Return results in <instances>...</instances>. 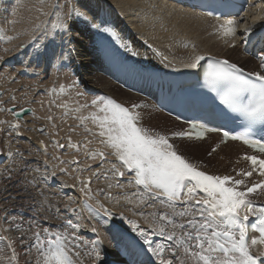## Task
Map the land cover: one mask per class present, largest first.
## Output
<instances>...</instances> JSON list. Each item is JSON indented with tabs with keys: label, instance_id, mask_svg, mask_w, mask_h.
I'll use <instances>...</instances> for the list:
<instances>
[{
	"label": "bare ground",
	"instance_id": "1",
	"mask_svg": "<svg viewBox=\"0 0 264 264\" xmlns=\"http://www.w3.org/2000/svg\"><path fill=\"white\" fill-rule=\"evenodd\" d=\"M261 1L263 4H259L260 11L257 12L256 8L252 7L248 10L243 18V29L251 27V32L258 33L264 27V0ZM69 8H71L70 17L69 13L65 12ZM104 22H107V25ZM209 25V21L181 12L160 0H0V93L2 94L0 98V157L5 159L0 169L7 166L9 156L20 157L18 161H15L18 164L17 174L23 173L22 177L26 180L25 185H20L16 178L9 180L7 179L8 174L0 175V180L5 177L0 181V190L6 185L8 188L15 186L17 189L16 192L11 193H8V190H3L2 193L0 191V196L6 198L11 196L10 202L16 204H21L24 199L29 202L26 207L28 209L30 206L38 208L43 203L50 205L51 201L47 198H51L50 194L57 193V198L72 200L73 204L78 207L77 213L74 214L77 217V227L82 225L83 231L95 228L96 232L100 233L104 225H110L112 228L127 227L126 222H129V218L125 216L123 219L121 214L114 212L115 206L118 205L139 218L143 214H150L149 217L152 220L161 223L159 215L164 213L157 212L156 207L148 206L146 202L142 203L141 199L146 197L145 193L134 192L136 196L141 197L140 199L123 195L121 191L113 189L117 175L115 173L112 175L107 165H102L96 175H93L94 172L85 171L86 166L90 164L88 159H95L89 155L90 153L85 154L88 146H91L94 153L107 151L99 143L81 145L71 143L76 147L67 143V151L77 149L84 154L85 159L87 155L89 157L83 160L78 173H74L76 170L74 168L71 171L67 170L65 176L61 175L62 170L65 169L60 165V159L58 160L57 150L60 148V142L83 138L79 134H69L64 120L67 123H76L77 120L73 116H77L79 122L85 126L84 130L79 131L80 134L90 133L93 130L99 131V127L93 121L85 120L86 117L97 113V107L85 110L81 99H77L68 92L65 79L59 77L61 74L56 72L59 62L57 58L66 59L67 56L70 59H76L75 61H81L82 67L90 69V73L86 76L89 84L100 87L112 100L130 108L136 102L139 105L142 98L121 88L120 90L119 87L96 73L92 74L91 57L87 50L90 41L88 38L95 33L94 36L113 39L121 50L126 48L131 52L137 51L142 54L144 51L140 50V43L146 44L154 55L149 59H141V61L173 70L177 67L179 71L190 67L191 59L198 55H212L227 59L235 57V60L242 64L252 63L241 55L237 56L238 51L230 50L228 45L223 44V41L212 36ZM136 40L139 41L138 45L130 47ZM146 54L149 55V53ZM8 56L9 60L16 57V63H20L18 67L23 74L29 73V76L34 74L35 78H18L15 84H10L9 80L15 77L17 72L16 69L7 70L1 67L2 61ZM37 63H40L38 67H36ZM4 76L6 79H3ZM20 87H23V91L16 94L15 91ZM38 89L43 91L41 96L35 95ZM7 99H11V102L7 103ZM32 99L36 100V104L30 103ZM10 106H14L15 109L17 106H20V109L29 108L31 114L25 115L27 117L17 123L12 120L14 118L8 111ZM73 108L75 109L74 114L69 112ZM134 112L138 114V124L143 128L146 127L143 125L142 118L147 117L148 121L151 120L150 124L154 125L160 123L158 120L163 119L160 127L168 132L146 128L152 133H163L162 135L165 136L171 133V128H177V124L161 114L140 108H135ZM149 112L161 118H157V115L151 116ZM66 115L68 118L72 116V121H69ZM38 127H42L43 131L40 132ZM100 138L104 137L100 136ZM88 140L91 141L90 138ZM175 143L174 149L177 153L183 156L179 153L183 152L188 156L183 157L190 159L200 154V150L206 146V142L193 143L187 140H175ZM220 149L225 160L229 162L238 151L242 152L241 148L235 145H227ZM215 155L211 159L216 167L214 173H219L221 177L229 176L224 162H215ZM64 156V159H68L70 163L78 158L68 154ZM20 161L23 163H19ZM93 165L99 166L100 164ZM206 167L210 168L207 164ZM35 172L40 174L37 183H35V176L31 177ZM29 174H31L30 177H28ZM82 176L84 178H81ZM80 180H85V184H80ZM53 181L59 184L56 188H52ZM132 186L137 187L135 183ZM65 191H71L72 195H62ZM64 196H69V198ZM83 199H85L84 205L80 203ZM139 202L141 204L137 206ZM100 205H103V209ZM53 207L55 212L60 211V213H63L66 208L60 207L58 203H54ZM9 209L10 207L4 205V212ZM104 209L107 210V215ZM153 213L157 214L155 218ZM34 215L37 216L32 211L29 219L31 222H35L31 219ZM0 231L5 236L6 244L4 251L0 253V263L7 264L15 259L17 264H28L31 260V249L24 251L27 242L21 243L16 240L12 237L13 233L8 230L4 231L1 226Z\"/></svg>",
	"mask_w": 264,
	"mask_h": 264
},
{
	"label": "snow or ice",
	"instance_id": "2",
	"mask_svg": "<svg viewBox=\"0 0 264 264\" xmlns=\"http://www.w3.org/2000/svg\"><path fill=\"white\" fill-rule=\"evenodd\" d=\"M78 15L82 14L78 13ZM236 24V20L229 19L217 30L225 36L234 37L237 32ZM251 31V27L244 29L245 35ZM202 59L201 56L196 57L190 67H197ZM259 59L260 67L264 69V54ZM206 75L214 82L226 86L222 103L241 114L250 124L264 123V75L252 73L246 76L242 68L228 60L217 61L210 65ZM101 99L103 102L100 105H97L96 100L92 101L97 107V113L92 114L91 119L99 127V135L106 138L102 143L114 150V155L124 169L135 173L136 186H141L147 193H154L153 199L160 196L166 198L171 212L160 214L159 219L167 220L173 224V227L183 229L185 224H174L171 220L172 216L185 217L190 213L200 216V220L192 218L185 221L195 235L193 237V232L184 233L188 240L194 239V244L185 247L184 253L196 264H264V250L256 254L251 251L258 245L264 246V206L257 210L247 198L250 194L264 189V180L241 191L239 188L244 185L243 179L208 175L199 171L177 153L166 136L138 126L137 113L110 98ZM173 135L191 138V134L187 132L173 133ZM202 136V132L196 133L198 139ZM223 136L225 139L241 141L264 153V142L253 140L247 132L231 134L224 131ZM95 155L103 159V153H94L93 156ZM243 159L251 163L252 170L239 172L238 175L247 178L258 170L259 175L264 177V159L255 155H246ZM113 168L115 169V165ZM115 174L124 176L125 172L116 170ZM197 191L204 194L202 198H195ZM177 202L185 206L184 211L176 212ZM100 208L103 209V205H100ZM104 212L105 215L108 214L106 209ZM152 215L155 218L157 214ZM250 220L259 226V236L251 238L249 244L247 229ZM129 223L133 230L138 229L135 221ZM92 231L95 232L96 229L93 228ZM163 231L164 229L161 228V234ZM43 233L49 237L54 236V239H48L47 246L38 249L42 264H75L69 246L74 241L61 234L51 233L47 228L43 229ZM139 234L143 236V230H140ZM173 235H169L167 239L172 240ZM34 236L37 241L41 240L40 232L35 233ZM150 243V240L144 239L145 245ZM157 248L159 251L156 249L152 251L162 256L164 250L159 246ZM160 264H172V262L161 258Z\"/></svg>",
	"mask_w": 264,
	"mask_h": 264
},
{
	"label": "rangeland",
	"instance_id": "3",
	"mask_svg": "<svg viewBox=\"0 0 264 264\" xmlns=\"http://www.w3.org/2000/svg\"><path fill=\"white\" fill-rule=\"evenodd\" d=\"M16 1H18V0H16ZM66 1H69V0H66ZM72 2V1H71ZM260 3H258V5L257 6H260L259 4H263V2L262 1H259ZM65 12L67 13H69V17H70V13H71V8H69V10L68 9H66L65 10ZM235 58V57H234ZM231 59V58H230ZM115 86V85H114ZM100 88V87H99ZM120 89V88H119ZM116 90H118V88L116 89ZM121 90V89H120ZM119 90V91H120ZM116 97V96H115ZM120 98H123V97H120ZM118 99V98H117ZM150 113V112H149ZM150 115L152 116V115H157V114H153V113H150ZM159 115H157V118H161L160 116L158 117ZM141 118H142V116H141ZM142 121H143V125L146 127V128H149V129H151V130H155V131H161V132H168L167 130H165V129H161V127H160V125L162 124V122H163V119L162 120H158V121H160V123H157V124H150L151 123V120H149L148 121V119H147V117L146 118H142ZM151 125H152V127H151ZM159 126V127H158ZM173 127V126H172ZM158 129V130H157ZM176 144V143H175ZM178 149V148H177ZM179 152V151H178ZM180 154H182L183 156H186V157H188L187 155H184L183 154V152H179ZM25 154H27V152H25ZM194 156H196V157H193L192 158V160L193 161H202L203 162V164L204 163H206L207 165H208V167H210V168H208V170L207 171H210V172H214L215 171V166H214V164H213V162H212V157L210 156V145H206L202 150H200V154H198V155H194ZM216 159H215V162H217V163H220V161H222V162H224V165L226 166V169H228V167H229V165H230V163H233L234 161L233 160H231L230 159V162H229V160H225V157H224V154H223V152H220V153H216ZM229 162V163H228ZM19 163H23V162H19ZM29 164V163H28ZM7 167V166H6ZM6 167H4V168H6ZM3 168V169H4ZM0 170H2V169H0ZM12 175V174H11ZM13 176V175H12ZM23 176V173L21 174L20 172L18 173V174H16L14 177H11L9 180H11V179H13V178H16L17 180H18V182H19V184L20 185H25L26 184V180H24V178L22 177ZM31 176V174H29V176L28 177H30ZM34 176H37V175H35V173L34 174H32V176L31 177H34ZM3 179H5V177H3L1 180H3ZM0 180V181H1ZM35 181L37 182V178L35 179ZM31 183V182H30ZM40 187V186H39ZM40 189V188H39ZM3 190H8V192H12V191H17V189H16V187L14 186H12L11 188H8L7 187V185L4 187V188H2L0 191H1V193L3 192ZM114 204H116V202H114ZM61 207V206H60ZM8 227V226H7Z\"/></svg>",
	"mask_w": 264,
	"mask_h": 264
}]
</instances>
